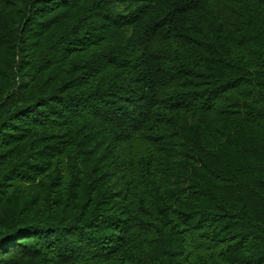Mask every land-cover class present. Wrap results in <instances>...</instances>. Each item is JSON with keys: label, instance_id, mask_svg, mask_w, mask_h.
Here are the masks:
<instances>
[{"label": "trees", "instance_id": "trees-1", "mask_svg": "<svg viewBox=\"0 0 264 264\" xmlns=\"http://www.w3.org/2000/svg\"><path fill=\"white\" fill-rule=\"evenodd\" d=\"M0 264H264V0H0Z\"/></svg>", "mask_w": 264, "mask_h": 264}]
</instances>
